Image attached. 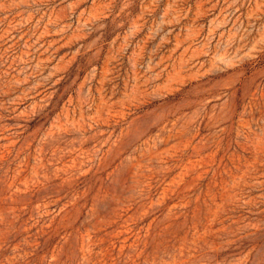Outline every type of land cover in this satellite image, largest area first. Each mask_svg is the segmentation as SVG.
<instances>
[{
    "label": "rangeland",
    "instance_id": "rangeland-1",
    "mask_svg": "<svg viewBox=\"0 0 264 264\" xmlns=\"http://www.w3.org/2000/svg\"><path fill=\"white\" fill-rule=\"evenodd\" d=\"M0 264H264V0H0Z\"/></svg>",
    "mask_w": 264,
    "mask_h": 264
}]
</instances>
